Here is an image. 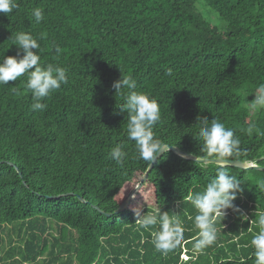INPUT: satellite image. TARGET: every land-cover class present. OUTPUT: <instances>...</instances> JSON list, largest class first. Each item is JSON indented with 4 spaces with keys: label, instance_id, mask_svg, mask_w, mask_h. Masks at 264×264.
Segmentation results:
<instances>
[{
    "label": "trees",
    "instance_id": "obj_1",
    "mask_svg": "<svg viewBox=\"0 0 264 264\" xmlns=\"http://www.w3.org/2000/svg\"><path fill=\"white\" fill-rule=\"evenodd\" d=\"M198 1L16 0L17 9L0 13V60L17 54L14 39L24 32L39 43L42 66L68 69V83L41 100L44 111L31 109L26 74L0 85V264H240V257L254 264L250 241L264 213V170L230 166L242 189L233 201L240 211L227 210L216 223L217 243L203 254L191 251L198 230L187 197L203 191L216 163L169 150L143 182L154 200L143 213L187 207L177 215L184 242L168 255L152 243L158 226L135 223L136 196L123 212L104 214L118 209L117 196L149 168L136 158L124 97L112 88L123 75L136 80L133 91L157 101L154 133L162 142L205 159L197 118H216L239 137L238 162L264 167V109L248 107L264 83V0H202L223 31L198 11ZM35 8L43 10L39 24ZM250 124L260 132L249 135ZM117 145L128 153L123 166L108 155Z\"/></svg>",
    "mask_w": 264,
    "mask_h": 264
},
{
    "label": "clouds",
    "instance_id": "obj_2",
    "mask_svg": "<svg viewBox=\"0 0 264 264\" xmlns=\"http://www.w3.org/2000/svg\"><path fill=\"white\" fill-rule=\"evenodd\" d=\"M17 8L16 0H0V13L7 15ZM31 15L36 24L44 19L41 8L33 9ZM14 45L18 49L17 54L4 56L0 60V85H8L9 81H17L26 74V89L30 91L34 100L31 109L44 111L47 105L41 103V100L68 83V69L54 64L42 66L38 54L40 45L31 34L17 33ZM56 51L59 53L60 49L57 47ZM112 88L115 89L116 95L124 97V103L120 108L127 113V136L135 142L136 158L151 166L160 153L166 154L169 151L170 146L155 137L154 128L161 120L159 105L148 94L133 91L136 88V80L131 75H123L112 84ZM125 89L128 90L126 93L123 91ZM248 107L251 111L264 109V83L257 87L254 99L248 102ZM197 119L199 130L196 139L201 145L200 151L205 159H210L219 166L215 168V176L206 184L202 192L187 197L196 210L194 227L198 232L191 249L195 255L203 254L206 248L217 243L216 223L221 222L227 210L240 211L233 201L237 193L242 191L240 181L229 170L230 166L238 162L241 153L239 137L216 118L210 122L201 117ZM254 131L260 132L255 124H250L246 129L249 135ZM260 134L264 135V133ZM108 155L117 165L123 166L128 153L122 146L117 145ZM259 187L264 190V183ZM134 212L137 217L135 223L139 229L151 230L158 226L151 232L152 243L157 252L168 255L184 242L185 228L178 218L170 217L167 212L161 213L160 208H153L151 213L145 214L143 207L138 206ZM242 219L246 220L247 216L242 215ZM258 227L259 231L250 241L253 249L251 257H254V264H264V213L258 215ZM182 258L186 260L188 256ZM244 260V257H240V264H244Z\"/></svg>",
    "mask_w": 264,
    "mask_h": 264
},
{
    "label": "rangeland",
    "instance_id": "obj_3",
    "mask_svg": "<svg viewBox=\"0 0 264 264\" xmlns=\"http://www.w3.org/2000/svg\"><path fill=\"white\" fill-rule=\"evenodd\" d=\"M196 6H197V9L198 11L205 17V19L208 20V22L219 28L220 31H223L225 29V24L223 22V20L212 10H210L209 8L205 7V5L203 4V1L200 0L196 3ZM138 185V184H137ZM136 185V186H137ZM136 186H134L133 188L127 190L126 188H124L122 190V192L119 194V196H117V200H120L121 203L123 201H128L130 199V201L132 202L134 196H136V200H135V206L138 207V206H142L143 208L145 207H149V208H152L153 207V204H154V200H153V195H152V187L151 186H146L142 189H139L137 191H135L130 197H129V193L132 189H134ZM244 199V198H243ZM187 202H189L187 200ZM187 209V207H184L182 205H179V206H176L174 209H171V211L168 212V214L170 215V217H176L177 218V215L179 213V210H185ZM10 231V230H9ZM52 232L54 234H56V231L55 230H52ZM11 233V232H10ZM1 236L4 238V239H8V235H7V232L5 231H2L1 232ZM11 239L14 241V244L13 245H20L22 246V244H20L19 240H18V236L12 232L11 233ZM17 257H19V254L16 253ZM186 254L184 253L181 258L183 256H185ZM183 259V258H182Z\"/></svg>",
    "mask_w": 264,
    "mask_h": 264
},
{
    "label": "water",
    "instance_id": "obj_4",
    "mask_svg": "<svg viewBox=\"0 0 264 264\" xmlns=\"http://www.w3.org/2000/svg\"><path fill=\"white\" fill-rule=\"evenodd\" d=\"M169 150L173 151L174 153L178 154V155H181L183 157H186L188 159H192V160H195L199 163H209V162H213L212 160L210 159H198V158H195L193 155L189 154V153H186L184 151H181L180 149L176 148V147H173V146H169ZM163 153H160L158 156H157V160L158 158L162 155ZM156 160V161H157ZM153 162L151 164V166H149L148 170H147V173L142 177L140 183L130 191L129 193V197L137 190L141 189V186L143 184V182L147 179V176H148V173L151 171V169L153 168L154 164L156 163ZM215 163V162H213ZM233 166H237V167H240V168H254V169H257V170H264V167H260V166H257V165H253V164H249L247 166H245L244 163L242 162H237L235 163ZM130 199L128 201H123L120 206L118 207V209L114 212V213H104L107 217H111L112 214H119L121 212H123L126 207H128V205L130 204Z\"/></svg>",
    "mask_w": 264,
    "mask_h": 264
}]
</instances>
